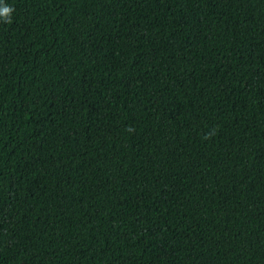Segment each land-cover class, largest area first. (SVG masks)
<instances>
[{
    "label": "trees",
    "instance_id": "16d2710c",
    "mask_svg": "<svg viewBox=\"0 0 264 264\" xmlns=\"http://www.w3.org/2000/svg\"><path fill=\"white\" fill-rule=\"evenodd\" d=\"M0 264H264V0H0Z\"/></svg>",
    "mask_w": 264,
    "mask_h": 264
},
{
    "label": "clouds",
    "instance_id": "9594fccd",
    "mask_svg": "<svg viewBox=\"0 0 264 264\" xmlns=\"http://www.w3.org/2000/svg\"><path fill=\"white\" fill-rule=\"evenodd\" d=\"M10 12H11V9L8 7L0 8V16H8Z\"/></svg>",
    "mask_w": 264,
    "mask_h": 264
}]
</instances>
